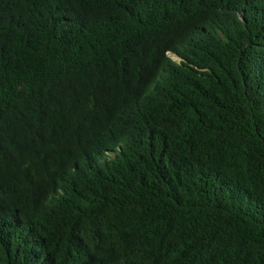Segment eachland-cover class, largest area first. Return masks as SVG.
Segmentation results:
<instances>
[{
    "label": "trees",
    "instance_id": "trees-1",
    "mask_svg": "<svg viewBox=\"0 0 264 264\" xmlns=\"http://www.w3.org/2000/svg\"><path fill=\"white\" fill-rule=\"evenodd\" d=\"M0 264H264V0H0Z\"/></svg>",
    "mask_w": 264,
    "mask_h": 264
}]
</instances>
